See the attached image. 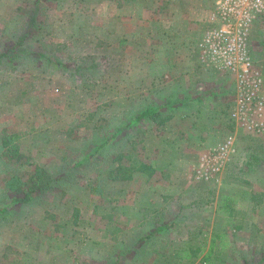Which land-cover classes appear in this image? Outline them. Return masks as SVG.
Wrapping results in <instances>:
<instances>
[{"label":"rangeland","instance_id":"1","mask_svg":"<svg viewBox=\"0 0 264 264\" xmlns=\"http://www.w3.org/2000/svg\"><path fill=\"white\" fill-rule=\"evenodd\" d=\"M36 1L0 0L2 133L16 132L20 145V158H0V264H264V162L238 167L252 152L264 157V131L234 135L235 160L210 172L215 148L234 134L231 79L200 66L151 72L162 61L158 31L140 47L105 38L127 0H38L28 27ZM250 48L264 60V16ZM155 105L169 119L128 125ZM128 155L154 174L109 179ZM36 166L45 193L29 180ZM12 175L30 202H12L23 195L5 187Z\"/></svg>","mask_w":264,"mask_h":264},{"label":"built area","instance_id":"2","mask_svg":"<svg viewBox=\"0 0 264 264\" xmlns=\"http://www.w3.org/2000/svg\"><path fill=\"white\" fill-rule=\"evenodd\" d=\"M264 16V0H216L212 23L198 41L199 59L206 68L231 79L235 99L229 117L236 127L259 134L264 131L262 67L250 48L252 27ZM233 136L216 149L212 174L220 172L227 155L234 151Z\"/></svg>","mask_w":264,"mask_h":264},{"label":"crops","instance_id":"3","mask_svg":"<svg viewBox=\"0 0 264 264\" xmlns=\"http://www.w3.org/2000/svg\"><path fill=\"white\" fill-rule=\"evenodd\" d=\"M126 3L117 11L120 20L105 30L103 34L105 38L117 36L119 44L127 38L132 42L133 47H140L143 42L152 41L153 39L150 37H153L158 31L160 33L158 49L161 52L159 59L162 60L158 61L161 62L162 66L151 61L152 68L149 67L151 72L154 70L171 74L175 68L177 73L182 72L191 75V73L200 72L198 66L204 70H209L200 62L197 44L204 29L212 23L211 18L214 9L211 8L210 0H127ZM203 25L207 26L204 27ZM110 28H114L115 31ZM97 30L94 29L95 33ZM259 55H261L259 58L263 60L264 53ZM253 56L257 65L264 62V60L259 62L255 54ZM259 65L263 70L261 94L264 96V66ZM144 70V73H147V67ZM5 125L6 119L0 114V136ZM233 132L234 134L231 133L233 138L234 135L237 137L239 133L242 136L248 135L245 130L240 132L236 126H234ZM1 150L0 142V152ZM237 153V150L229 153V160H235L234 157ZM252 153L254 156L257 155L256 152ZM258 156H260V160L257 165L246 163V158H244L245 162L241 160L238 166L240 171L250 172L248 168H252L251 171H253L260 166L264 162V157ZM261 200L264 201V194L261 196Z\"/></svg>","mask_w":264,"mask_h":264},{"label":"trees","instance_id":"4","mask_svg":"<svg viewBox=\"0 0 264 264\" xmlns=\"http://www.w3.org/2000/svg\"><path fill=\"white\" fill-rule=\"evenodd\" d=\"M39 6H40V1L37 0L35 2L34 10L28 18V22H27L28 27L33 24L34 17L38 15ZM26 35H27V32L25 31L20 36L19 41L17 43L24 41ZM4 52L0 54V57L5 55ZM5 56H8V54H6ZM161 107H162L161 105L148 106L147 108L141 110L139 113L135 114L129 120L128 125L145 124L147 121L155 122L158 125L163 123L164 121L169 119V116L161 117L162 116L160 112V110L162 109ZM119 132H120V129L116 128L111 135L106 136L104 140L96 144L94 146L93 153L100 151L102 148H104L112 139H114L118 135ZM17 139H18V134L16 132L5 131L1 134L0 142H1L2 151L0 152V157H4L9 161L13 158L14 159L18 157L20 158V154H19L20 145ZM90 157L91 155L88 156V158ZM259 157L260 156H258V154L254 156V153L253 154L250 153L248 154L246 163L257 165V163H259V160H260ZM86 158L87 157L85 156L83 160H85ZM137 172H143L147 174L148 176H151L154 174L155 168L152 164L146 163L143 160H139L137 158H132L131 155H128L127 164L125 163L122 164L120 162L118 166L109 169L107 177L112 180H128V179H131L133 175ZM45 174L46 172L44 171L42 167L36 166L34 168L33 174L29 176L30 181L40 182V184L36 185L37 187L36 191H38L39 193H45L48 188V184L43 183L44 181L43 178H46ZM5 187L9 191L15 192V194L23 191V195L20 197L13 198L12 202L27 203L31 201V198L28 196L29 193H31V190H29V188L26 187L25 181H23L19 175H12L11 177H9L5 183ZM215 237L216 235H212L211 240H210L209 252L202 256V261H205L209 258V255L215 243ZM198 249L200 250L201 248H198Z\"/></svg>","mask_w":264,"mask_h":264}]
</instances>
